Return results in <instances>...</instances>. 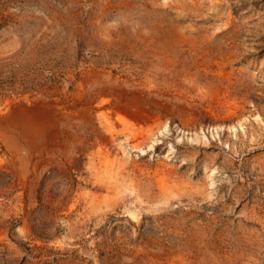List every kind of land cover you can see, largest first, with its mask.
I'll use <instances>...</instances> for the list:
<instances>
[{
    "label": "rangeland",
    "instance_id": "374dc122",
    "mask_svg": "<svg viewBox=\"0 0 264 264\" xmlns=\"http://www.w3.org/2000/svg\"><path fill=\"white\" fill-rule=\"evenodd\" d=\"M0 264H264V0H0Z\"/></svg>",
    "mask_w": 264,
    "mask_h": 264
}]
</instances>
